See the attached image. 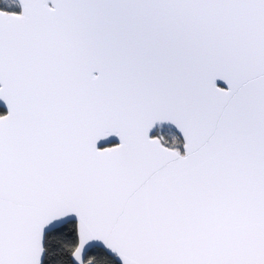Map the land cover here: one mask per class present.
<instances>
[{
	"label": "snow or ice",
	"instance_id": "6c2138e0",
	"mask_svg": "<svg viewBox=\"0 0 264 264\" xmlns=\"http://www.w3.org/2000/svg\"><path fill=\"white\" fill-rule=\"evenodd\" d=\"M0 264H264V0H0Z\"/></svg>",
	"mask_w": 264,
	"mask_h": 264
}]
</instances>
